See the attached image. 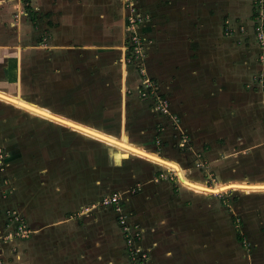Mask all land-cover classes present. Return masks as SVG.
Here are the masks:
<instances>
[{
    "label": "crops",
    "instance_id": "1",
    "mask_svg": "<svg viewBox=\"0 0 264 264\" xmlns=\"http://www.w3.org/2000/svg\"><path fill=\"white\" fill-rule=\"evenodd\" d=\"M134 4L145 16L137 27L144 39V65L169 103L166 114L139 94L135 62L122 60L128 14L123 0H29L28 18L24 15L31 26L41 23L53 39L61 40L60 46L74 51L90 47L121 57L122 86L130 84L132 100L122 88L120 103L126 104V111L117 117L127 124L130 113L146 127L130 137L129 130L115 136L177 161L189 179L207 185H212L207 183L212 158L225 163L230 147L264 167V58H259L264 48L254 35L252 0ZM1 7L10 13V0H0L3 15ZM102 146L105 153L102 148L87 149H99L94 153L103 157L99 161L91 154L98 162L86 166L80 163L83 152L81 158L69 157L61 149L60 162L67 161L70 171L56 186L46 182L47 177L41 179L46 172L37 174L39 167L31 175L15 172L11 163L22 151L0 143L8 150L0 175V264H136L112 207L78 211L84 200L98 197L95 189L101 179L103 184L107 180L105 194L119 191L130 233L137 234L133 245L144 254L145 264H264V191L231 190L234 198L227 192L197 191L182 184L175 171L176 176L171 175L168 167L116 146ZM86 172L89 177H84ZM229 181L263 182L264 174ZM6 206L22 215L30 229L27 237L10 234L16 221L4 213ZM232 214L240 217L246 239Z\"/></svg>",
    "mask_w": 264,
    "mask_h": 264
},
{
    "label": "rangeland",
    "instance_id": "2",
    "mask_svg": "<svg viewBox=\"0 0 264 264\" xmlns=\"http://www.w3.org/2000/svg\"><path fill=\"white\" fill-rule=\"evenodd\" d=\"M15 1L10 0V13L7 10L4 13L6 7H1V12L4 14L0 15V89L12 93L16 92L29 101L43 105L62 115L87 121L89 124L97 125L96 127L99 129L111 132L114 135H123L124 130H129L127 136L130 137V134H133L136 130L143 126L146 127L140 119L132 118L129 111L127 124H124V120L120 121L117 117L120 110L121 115L122 111H126V104L125 107H122L120 103L122 94L125 93V98L132 100L130 84L126 83V87L122 86V71H120L119 63L122 61L118 54L113 56L104 55L99 53L100 49L90 47L74 51L72 48H66L65 45L60 46L57 43L62 41L56 38L53 39L51 33L41 23L33 27L27 22L28 14L26 15V13L29 10L27 7L29 6V0ZM139 22L140 20L133 25L135 30H137ZM125 32L127 36L126 26ZM126 36L125 46L128 42ZM127 53L128 49L125 50L124 55H127ZM75 58L78 61L74 63ZM114 61L116 64H114ZM125 61L126 63L135 62L138 77L141 76L140 67H143V71L152 78L148 69L144 65H139L135 57L132 61ZM129 70H132V68L128 69L127 75L130 74ZM165 73L169 77V73L167 71ZM127 78L129 77L127 76ZM122 88H124V93ZM158 95L163 97L161 92ZM215 107L216 105H214ZM135 123H137L136 126H134ZM0 143L8 145L10 149L17 150V148H20L22 151L23 155H20L21 158L18 160H16L14 154L15 161L11 165L16 169L15 172L18 170L19 174L22 172L21 175H31L39 167L37 174L46 172V175L44 174L41 179L47 177L49 180H46V182L51 181L56 186L62 183V178L70 171L67 161L60 162L62 158L60 157L61 149L68 153L69 157H75L78 154V158H81V152H83L84 159H81L80 163L83 162L84 166L91 160L98 162V157L92 155L99 156V161L103 157V154L94 153H98L99 149H95L94 152L87 149L102 148L105 153V148L102 146L105 144L103 141L86 136L49 118H41L39 115L30 114L4 101H0ZM147 144L152 146L151 141ZM7 151V149H3L5 154ZM226 151H228L226 154L228 157L224 158L227 160L225 163L221 164L222 160L219 158H212L216 163L212 162V171L207 174L210 176L208 177L210 181L207 182L208 184L215 185L214 183L227 182L230 179L258 177L264 174V167L259 166L262 164H258V159L252 161L250 158H246L243 151L238 153L236 149L231 147ZM97 162L93 163L96 164ZM33 163L34 167H31ZM6 166V162L1 163L2 171ZM22 166L24 169L19 171ZM101 172L100 176H102ZM170 172L171 175L176 176L173 169H170ZM84 177H89V172H86ZM23 180H27L26 175ZM102 182L101 179L95 189L99 190L98 197L95 194L90 202L84 200L85 204L78 211L84 212L88 210L87 207L91 204H96L101 200L108 188L106 185L107 180L104 181V184ZM54 185H52V194L56 190L57 193L53 195L58 197L59 190L58 188L55 189ZM84 189H87V187L84 186ZM63 190L64 188L61 192ZM231 190L237 193L242 191L228 188L219 191L217 194L227 192L229 196H233L230 193ZM96 206H99V204H96ZM7 208L12 207L2 208L4 213ZM78 211L73 216H77ZM232 211L233 209L228 207V212L232 213ZM20 216L22 217V215ZM232 216L237 231L242 239L243 237L246 239L241 229L240 217L236 214H232ZM118 225L123 233L127 234V231H124V225L119 222ZM235 226H233L234 230ZM131 248L126 247V251L129 252Z\"/></svg>",
    "mask_w": 264,
    "mask_h": 264
},
{
    "label": "built area",
    "instance_id": "3",
    "mask_svg": "<svg viewBox=\"0 0 264 264\" xmlns=\"http://www.w3.org/2000/svg\"><path fill=\"white\" fill-rule=\"evenodd\" d=\"M126 7L128 8L127 20H126V28L128 31V42L125 46V50L128 49L127 55L123 56L124 60L132 61L133 57L139 62V65H144V57L145 53L143 50V37L135 30L134 24L140 20H144L145 16H142L136 9L134 4V0H123ZM252 5L254 8V12L252 15V23L254 29V35L262 48H264V0H252ZM140 56V57H138ZM259 58H264V51H261L259 54ZM145 66V65H144ZM146 69V68H145ZM140 83L138 85V91L142 97H149L151 98L152 108L159 111L160 113H168V105L167 100L163 96L158 95L156 81L148 76L143 71V67H140ZM147 72V71H146ZM185 138H183L184 140ZM3 152V148H0V175L2 172L1 163L5 162L6 154ZM96 204L110 206L112 207L117 213V220L119 223L124 225V231H127L125 235V243L127 247H132L130 249V257L132 261L136 262V264H145L144 254H140V250L137 247H134L133 241L134 237L137 235L136 231L134 233H130V226L125 220V216L122 211V205L120 200V193L119 191H113L111 193L105 194L102 196L101 200L98 201ZM96 204H92L91 206L87 207L90 208L92 206H96ZM5 213L8 215L9 219H13L16 221V225L14 230L11 231L10 234L18 235L20 237H25L29 232L30 229L27 226V223L24 221L23 217H21L14 209L7 208Z\"/></svg>",
    "mask_w": 264,
    "mask_h": 264
},
{
    "label": "bare ground",
    "instance_id": "4",
    "mask_svg": "<svg viewBox=\"0 0 264 264\" xmlns=\"http://www.w3.org/2000/svg\"><path fill=\"white\" fill-rule=\"evenodd\" d=\"M0 101L10 103L14 107L27 111L30 114H36L37 116L39 115L41 118H49L50 120L56 121L59 124L68 126L82 134H85L86 136L103 141L106 144L116 146L126 152L142 158H146L156 164L169 167L176 172L178 176L177 178H179L180 182L185 186H188V188L204 192H219L228 188H232L235 190L239 189L245 193L250 191H264V181H229L226 183L221 182L215 185H207L205 183H202V181H193L189 179V177L185 174V171L180 167L181 165L179 166L177 161L175 162L174 160L167 159L166 157H163L162 155L152 150H148L142 146L131 143L125 140L122 136H115L114 134H110L75 119H71L51 109H48L43 105H39L32 101H29L16 92L12 93L8 92L5 89H0Z\"/></svg>",
    "mask_w": 264,
    "mask_h": 264
}]
</instances>
